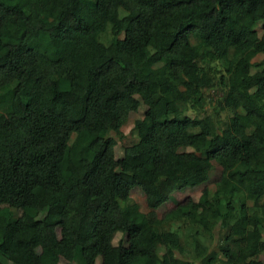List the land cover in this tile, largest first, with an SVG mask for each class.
Segmentation results:
<instances>
[{"label": "trees", "instance_id": "16d2710c", "mask_svg": "<svg viewBox=\"0 0 264 264\" xmlns=\"http://www.w3.org/2000/svg\"><path fill=\"white\" fill-rule=\"evenodd\" d=\"M0 72V264H264V0H0Z\"/></svg>", "mask_w": 264, "mask_h": 264}, {"label": "rangeland", "instance_id": "374dc122", "mask_svg": "<svg viewBox=\"0 0 264 264\" xmlns=\"http://www.w3.org/2000/svg\"><path fill=\"white\" fill-rule=\"evenodd\" d=\"M61 20L67 24H71V25L74 24L72 17L69 16L68 13H64L61 17ZM178 70H179L178 62L171 61V63L168 66L169 77L175 79ZM7 80H8L7 76H5L2 72H0V84L5 83ZM96 93H97L96 90H92L87 102V110L85 113V117L88 119L96 117V106H95ZM143 110H144V106L141 105L136 112L129 113L126 123L122 125L120 130L121 133L124 134V139H121L120 141L116 142V144L113 147L115 163H118L119 158L121 156V145L123 144V141L126 142V140H131L133 138L129 131L132 127L133 120L136 118H140L143 113ZM211 165H212L211 168H209L208 170V179H207V184L209 187L212 186L213 182L217 179L219 174V168L216 167L214 163H211ZM201 169H206V168L202 167ZM59 188H60L59 183L49 184L46 186L45 192L49 195H53ZM201 188L202 186L200 185L191 189H187L184 192L174 193L170 200L164 202V204L157 209V215L159 216L163 211L172 207L177 202L182 201L185 197H189L193 200H196L198 195L200 194ZM130 196L139 205V209L141 211L146 210L145 200L149 197V193L147 189H145L143 186H138L131 190ZM73 202H74V198L72 196L67 198L68 205H72ZM37 230L39 232H46L47 234L57 235V230L54 228H43L41 225H38ZM118 236L119 234H116L114 236L109 251L103 256L97 257L95 259L94 264H115L114 245L118 239ZM256 236L259 237V239L261 240V246H262V252L259 258L264 261V231L259 232V234ZM56 264H65V262L62 259H59V261Z\"/></svg>", "mask_w": 264, "mask_h": 264}, {"label": "clouds", "instance_id": "9594fccd", "mask_svg": "<svg viewBox=\"0 0 264 264\" xmlns=\"http://www.w3.org/2000/svg\"><path fill=\"white\" fill-rule=\"evenodd\" d=\"M109 251V250H108ZM103 256V255H102Z\"/></svg>", "mask_w": 264, "mask_h": 264}]
</instances>
